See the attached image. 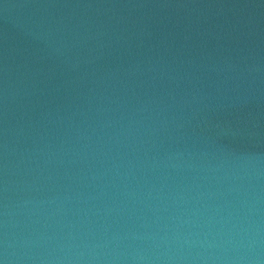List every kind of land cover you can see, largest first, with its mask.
Instances as JSON below:
<instances>
[{
  "label": "water",
  "instance_id": "water-1",
  "mask_svg": "<svg viewBox=\"0 0 264 264\" xmlns=\"http://www.w3.org/2000/svg\"><path fill=\"white\" fill-rule=\"evenodd\" d=\"M0 261L264 264V0H0Z\"/></svg>",
  "mask_w": 264,
  "mask_h": 264
},
{
  "label": "clouds",
  "instance_id": "clouds-1",
  "mask_svg": "<svg viewBox=\"0 0 264 264\" xmlns=\"http://www.w3.org/2000/svg\"><path fill=\"white\" fill-rule=\"evenodd\" d=\"M0 264H4V262L3 261H0Z\"/></svg>",
  "mask_w": 264,
  "mask_h": 264
}]
</instances>
